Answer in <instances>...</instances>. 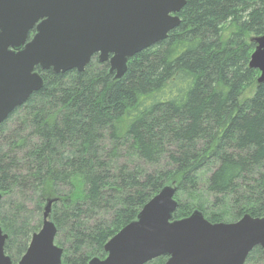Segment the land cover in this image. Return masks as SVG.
<instances>
[{"label":"trees","instance_id":"trees-1","mask_svg":"<svg viewBox=\"0 0 264 264\" xmlns=\"http://www.w3.org/2000/svg\"><path fill=\"white\" fill-rule=\"evenodd\" d=\"M186 1L180 25L122 78L97 56L82 72L38 68L43 87L0 125V225L13 264L48 200L62 264L105 258V243L166 185L177 188L175 219L264 216V83L249 67L264 0ZM245 264H264L263 249Z\"/></svg>","mask_w":264,"mask_h":264},{"label":"water","instance_id":"water-1","mask_svg":"<svg viewBox=\"0 0 264 264\" xmlns=\"http://www.w3.org/2000/svg\"><path fill=\"white\" fill-rule=\"evenodd\" d=\"M186 0H0V125L30 96L43 77L36 71L82 72L98 54L109 62L115 79L128 61L163 40L181 23ZM35 30L29 40V34ZM249 67L264 83V35ZM174 184L164 186L104 245L105 258L89 264H146L167 256L165 264H245L257 246L264 254V216L244 215L236 222L212 223L200 210L175 219ZM2 194L0 193V201ZM53 200L43 209L42 226L17 264H62L63 248L55 243ZM7 234L0 225V264H13L5 253Z\"/></svg>","mask_w":264,"mask_h":264},{"label":"rangeland","instance_id":"rangeland-1","mask_svg":"<svg viewBox=\"0 0 264 264\" xmlns=\"http://www.w3.org/2000/svg\"><path fill=\"white\" fill-rule=\"evenodd\" d=\"M111 73V72H110ZM111 74H113L114 76H115V72H113V73H111ZM256 83H258V81H256ZM254 88H255V85H252L250 88H248V90L247 91H249V93L248 94H251L252 92H253V90H254ZM251 92V93H250ZM43 217H42V215H41V219H42Z\"/></svg>","mask_w":264,"mask_h":264},{"label":"flooded vegetation","instance_id":"flooded-vegetation-1","mask_svg":"<svg viewBox=\"0 0 264 264\" xmlns=\"http://www.w3.org/2000/svg\"><path fill=\"white\" fill-rule=\"evenodd\" d=\"M95 56H97V55H95ZM98 57V56H97ZM36 70H38L37 68H36Z\"/></svg>","mask_w":264,"mask_h":264}]
</instances>
